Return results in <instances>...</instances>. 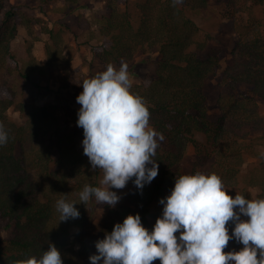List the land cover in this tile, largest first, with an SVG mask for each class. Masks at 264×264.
Instances as JSON below:
<instances>
[{
    "label": "trees",
    "instance_id": "trees-1",
    "mask_svg": "<svg viewBox=\"0 0 264 264\" xmlns=\"http://www.w3.org/2000/svg\"><path fill=\"white\" fill-rule=\"evenodd\" d=\"M107 2L94 57L106 68L112 64L119 69L126 63L132 70L138 54L157 53L152 75L132 83L131 90L147 104L149 126L165 139L158 141L153 157L159 164L157 177L142 193L136 187L129 191L131 204L109 207L104 231L111 232L116 223L136 213L152 231L163 214L160 199L170 194L175 177L185 174L190 146L195 149L192 174L215 172L228 189L243 181V189L258 190L253 198H264V116L260 110L264 101V0H218L212 5L222 17L231 19L236 34L231 61L220 73L221 49L209 47L208 39H198L203 29L207 38L221 33L220 20L201 28L192 15L210 6V0H138L131 9L129 5L123 8L118 0ZM85 5L84 0H67L70 12ZM21 18L17 5L0 0V73L9 65L19 66L22 92L34 98L49 86L41 83L44 73L32 54V44L12 47ZM46 32L51 40L46 44V65L71 71L68 77L79 83L81 77L89 79L81 66L70 70L63 30L47 27ZM216 76L219 112L214 118L208 110L206 85ZM15 97L14 89L0 88V123L9 136L0 145V221L10 230L0 244V264H22L30 256L40 257L50 243L60 249L64 264H91L95 242L80 231L76 250L71 227H83L91 220L93 199L87 205L77 203L80 217L66 222L60 221L56 208L62 198L78 202L86 184L101 186L102 171H91L84 155V131L76 123L79 109L60 97L57 103L24 100L19 110L26 119L15 124L8 116ZM250 157L256 160L241 178ZM228 227L231 234L235 225L229 222ZM242 247L230 240L225 251Z\"/></svg>",
    "mask_w": 264,
    "mask_h": 264
},
{
    "label": "clouds",
    "instance_id": "clouds-1",
    "mask_svg": "<svg viewBox=\"0 0 264 264\" xmlns=\"http://www.w3.org/2000/svg\"><path fill=\"white\" fill-rule=\"evenodd\" d=\"M128 65L119 70L109 64L105 71L82 81L83 91L76 101L81 105L77 126L84 131V155L91 171L101 170V186L85 185L79 201L60 199L56 208L60 221L77 219L75 206L94 199L115 207L122 198L113 189L133 183L142 193L158 175V141L165 139L149 126L150 112L144 99L132 92ZM9 136L0 123V145ZM220 175L184 174L175 177V186L159 201L163 214L149 231L141 215L129 214L116 223L111 232L95 243L91 264H264V198L246 199L237 193L233 198ZM247 217V219H242ZM229 222L235 227L229 233ZM179 232V236L177 233ZM230 240L243 247L225 251ZM22 264H64L54 243L42 256L25 259Z\"/></svg>",
    "mask_w": 264,
    "mask_h": 264
},
{
    "label": "rangeland",
    "instance_id": "rangeland-1",
    "mask_svg": "<svg viewBox=\"0 0 264 264\" xmlns=\"http://www.w3.org/2000/svg\"><path fill=\"white\" fill-rule=\"evenodd\" d=\"M85 6L78 7L75 11H69L67 6V0H7L8 5H17L21 14V23L19 26V32L17 37L12 42V47L16 48L21 43L32 44V54L38 59L42 71L44 73L41 83L47 84L49 89L44 90L39 96L34 97L32 94H25L22 92L23 79L19 74V66L9 65L0 73V88L14 89L16 92V103L8 109L9 119L15 124H21L26 119L25 114L19 110L20 102L24 100L28 103L35 102L38 104L45 103H57L59 97L63 100H67L73 106L80 109L81 105L77 103V96L83 91L81 80L71 79L68 77V73L71 71L63 72L54 68L48 67L46 44L50 42L49 34L46 32L47 27H55L63 30L64 36V49L65 54L70 59V70L74 68L82 67L83 71L87 74L88 78L94 77L97 73L106 70L103 63L94 57L93 46L99 41L97 35L100 29V20L106 16L108 12L107 0H84ZM123 8L129 5L130 9L133 8L138 0H118ZM211 4L207 8L202 9L200 12L192 14L201 28L204 26H210L219 21V29L221 33L213 34L214 39L207 38L206 29H203L202 33L198 34L199 40L208 39L210 46H217L222 52V67L219 69V73L223 68L231 61V50L233 48L236 34L232 30L231 19L228 17H222L218 13V8H213L214 4L218 0H210ZM213 5V6H212ZM212 6V7H211ZM157 53H144L138 54L133 65V69L129 71V79L134 82H140L143 78L151 76L154 67V61ZM38 63V64H39ZM12 66V67H11ZM39 68V66L37 67ZM41 69V68H40ZM119 70V69H117ZM80 77V75H79ZM217 76L208 80L206 85L207 90V103L210 114L215 118L219 112L218 108V90H217ZM82 80L85 78L81 77ZM59 99V100H58ZM260 110L264 116V101L260 102ZM261 151H264L261 148ZM58 154V152H56ZM195 149L193 146L189 147L187 157L184 162L185 174H192L195 167ZM256 160L254 157H250L248 165L243 170L241 178H243L245 172L250 168L252 163ZM134 180H130L123 189H113L122 198L117 203L119 204H131L128 193L135 187ZM243 181L241 185L229 189V194L235 197L237 193L244 195L246 199H253L257 193V189H243ZM116 205V206H117ZM92 218L89 222L83 225V227L72 226V240L75 249L80 247L77 240V233L82 231L89 242H95L105 237L104 231L109 218V206L98 204L93 199ZM247 219V217H242ZM234 230V229H233ZM10 235V230L4 227V223L0 221V244L5 243L6 238Z\"/></svg>",
    "mask_w": 264,
    "mask_h": 264
}]
</instances>
